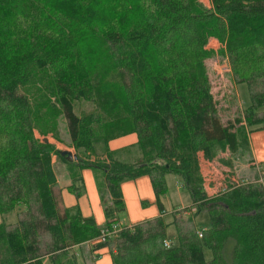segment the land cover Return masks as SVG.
<instances>
[{
	"label": "trees",
	"instance_id": "obj_1",
	"mask_svg": "<svg viewBox=\"0 0 264 264\" xmlns=\"http://www.w3.org/2000/svg\"><path fill=\"white\" fill-rule=\"evenodd\" d=\"M209 6L200 0H0V216H23L10 228L0 224V264L45 258L57 264L61 257L79 264L74 254L92 242L89 252L107 249L112 264H264V176L261 183L228 182L209 195L199 158L231 169L242 149L250 151L248 135L264 130V0H209ZM212 38L218 51L206 47ZM216 57L227 60L249 95L244 111L226 124L206 64ZM78 101L92 110L78 115ZM60 121L75 162L35 137L57 136ZM128 135L136 142L109 148ZM53 158L102 172L109 196L104 226L77 206L59 212ZM168 174L179 176L190 196L195 212L184 210L187 222L206 214L207 229L165 223L159 196ZM142 176L151 180L160 216L119 226L121 185ZM73 183L68 190L79 194L81 176ZM114 225L120 231L100 240ZM169 226L177 244L165 247Z\"/></svg>",
	"mask_w": 264,
	"mask_h": 264
},
{
	"label": "rangeland",
	"instance_id": "obj_2",
	"mask_svg": "<svg viewBox=\"0 0 264 264\" xmlns=\"http://www.w3.org/2000/svg\"><path fill=\"white\" fill-rule=\"evenodd\" d=\"M200 1L206 7H210L209 0ZM206 47L218 51L222 46L217 40L212 38L208 41ZM206 64L211 83V94L213 95V99L218 103L220 119L223 124H226L228 121H233L238 114L244 111L249 101L248 90L244 85H239L235 82L231 75L227 60L216 57L207 61ZM92 108V104L87 102L78 101L74 103V110L78 115L89 112ZM245 132H247V129ZM250 134L252 137L251 140H258L262 147V151H264V130H256ZM56 135L57 136L48 133L43 137L38 132H35V137L40 142L45 143V141H47V143L54 145L57 150L69 151L73 155H76V152L70 148V140L63 121H60V126ZM240 157V159L234 158L230 161L232 165L231 169L225 168L218 162H205L202 160L201 156L199 157L201 173L204 177L206 191L209 195H214L222 188H225L228 182L240 185L262 182L261 177L264 176V163L258 167L253 162H249L251 160V154L244 149H242V155ZM53 159L54 171L59 183V186L54 190L59 212L62 213L64 209L60 203L62 198L66 206H71L69 205L70 203L77 205L81 213L85 216L90 215L92 217V214H102L103 203H109V196L106 191L102 172L98 169L91 168H84L81 170L77 167L69 168L58 160L56 161L55 158ZM83 172H85V175H83ZM76 175L81 176L82 179L87 177L86 182L83 180V188L79 191V194L68 190V187L74 184L73 178ZM136 179L137 183L134 180H126L122 183V185L125 186L124 196L129 201L130 205L128 206L125 204V198L123 196L124 210L118 213V224L122 227L151 221L155 219V213L160 216L158 204L156 203V195L150 178L148 176H142ZM164 181L166 190L164 194H160L159 200L166 213L164 216L165 223H170L175 219L179 225H185V227L192 228L194 226L196 229H207L209 227V221L206 214L197 215L193 220V225L187 222L189 216L184 210L186 207L191 206V199L183 185L182 179L177 175L168 174L165 176ZM76 185L78 184L76 183ZM77 187L79 186H76V188ZM134 200L137 201V207L135 208L131 204ZM96 201H98L97 204ZM190 209L188 213L192 215L195 211L192 207H190ZM128 211L131 213H128ZM18 213H23V211L20 210ZM148 216L151 218L153 216V218L150 219ZM18 218H23V216L19 215ZM18 218L13 213L5 214L4 216H0V224H5L10 228L15 225ZM130 218H132V221H130ZM138 219L142 220L138 221ZM48 239L49 237L45 235L42 239L43 243L47 242ZM166 239L168 247L177 244V233L174 226H169L167 228ZM88 247H90L89 243L79 247L80 251L76 249L70 250L71 255L77 251V254H74V256H76L74 259H76L79 264L93 263L92 256L88 255ZM69 257L70 255L67 258ZM43 261V264H50L47 258ZM58 261L59 263L56 262L57 264H67V259L65 258H58Z\"/></svg>",
	"mask_w": 264,
	"mask_h": 264
},
{
	"label": "crops",
	"instance_id": "obj_3",
	"mask_svg": "<svg viewBox=\"0 0 264 264\" xmlns=\"http://www.w3.org/2000/svg\"><path fill=\"white\" fill-rule=\"evenodd\" d=\"M251 138H252L251 137V134H249L248 135V142H249V150H250L249 152L251 154V160H252V162L254 164H256L258 167H260V165L264 163V151H262V147H261L259 141L256 140V139H255V141L254 140H251ZM135 142H136L135 135H128V136H125V137H122V138H119V139H116V140L111 141L109 143V148L111 150H118V149H121L123 147L132 145ZM52 162L54 163V159H52ZM85 172H83V175H85ZM56 179H57V177H56ZM86 179H87V177H85L84 179H82V181L84 180V182H86ZM134 181L137 183V179H135ZM58 186H59V183H58V179H57V187ZM121 190H122V197H123L124 196L125 186L122 185L121 186ZM124 198H125V196H124ZM124 201H125V204L126 205L130 206L129 205V201L126 198L124 199ZM97 202L98 201H96V204H97ZM60 203H61V205H62L63 208H70V207L77 206V205L71 204V203L69 204L71 206H68V205L66 206V203L62 200V198H61V202ZM131 204H132V206L134 208L137 207V201L136 200L132 201ZM188 207H190V206H188ZM79 210H80V208H79ZM128 213H131V212L128 211ZM186 214H188V213H186ZM151 215H153V214H151ZM155 215H156L155 218L159 216V214L157 215V213H155ZM82 216L89 217L90 215L89 216H85V215L82 214ZM92 217H93L95 223L98 226H100V227L104 226V224H105V217H104V213L103 212H102V214H99V215L92 214ZM149 218L152 219L153 216H152V218L151 217H149ZM141 220L142 219H138V221H141ZM130 221H132V218H130ZM127 227H131V225L130 226H127ZM89 244L92 245V244H94V242L89 243ZM89 250H90V247H88V255L89 256H92V259H93V263L92 264H112L111 258H110V256H108V250L107 249H102V250H99V251H96V252H93V253H90Z\"/></svg>",
	"mask_w": 264,
	"mask_h": 264
},
{
	"label": "built area",
	"instance_id": "obj_4",
	"mask_svg": "<svg viewBox=\"0 0 264 264\" xmlns=\"http://www.w3.org/2000/svg\"><path fill=\"white\" fill-rule=\"evenodd\" d=\"M120 231V228L118 225H114L112 226V230L109 231V230H106L104 231L103 235H102V238L100 240H103L104 238L103 237H106V236H114L116 235L118 232ZM198 236L201 237V233H198ZM164 246L165 247H168V244L167 242L164 243Z\"/></svg>",
	"mask_w": 264,
	"mask_h": 264
},
{
	"label": "water",
	"instance_id": "obj_5",
	"mask_svg": "<svg viewBox=\"0 0 264 264\" xmlns=\"http://www.w3.org/2000/svg\"><path fill=\"white\" fill-rule=\"evenodd\" d=\"M45 143H47V141H45ZM59 155L61 157H64L68 162H75L77 160V156L73 155L71 152L69 151H60L59 150Z\"/></svg>",
	"mask_w": 264,
	"mask_h": 264
}]
</instances>
